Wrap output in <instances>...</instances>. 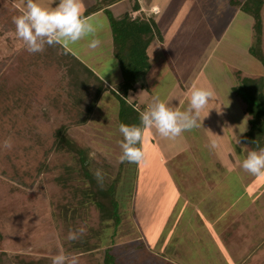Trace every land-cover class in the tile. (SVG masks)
Returning a JSON list of instances; mask_svg holds the SVG:
<instances>
[{"label": "rangeland", "instance_id": "obj_1", "mask_svg": "<svg viewBox=\"0 0 264 264\" xmlns=\"http://www.w3.org/2000/svg\"><path fill=\"white\" fill-rule=\"evenodd\" d=\"M244 1L154 0L145 9L157 14L161 42L148 53V91L138 85L126 99L129 106L135 104L142 115L159 97L183 111L194 90L212 95L200 112V126L174 140L146 130L137 145L146 163L126 165L119 162L120 99L104 94L88 123L79 126L81 107L69 78L48 59V48L38 54L26 50L13 23L19 15L0 3V253L11 264H52L60 254L79 264H104L106 249L120 264H264V176L241 166L251 152L240 140L249 125L233 92L243 78L264 77L263 64L249 53L256 37L253 20L240 10ZM260 16L264 56V4ZM100 49L101 55L98 47L90 49L88 54L98 56L90 69L112 62L121 76L128 70V58L123 63L116 56L115 65L106 48ZM115 51L123 56L119 45ZM62 127L105 184L118 180L120 224L113 231L111 223L100 224L94 208L72 226L56 212L86 185L78 174L66 175L64 167L78 169L71 155L50 151ZM6 141L11 148L4 147ZM81 228L83 234L68 239ZM90 229L103 233L91 241L94 249H73L91 236Z\"/></svg>", "mask_w": 264, "mask_h": 264}, {"label": "trees", "instance_id": "obj_2", "mask_svg": "<svg viewBox=\"0 0 264 264\" xmlns=\"http://www.w3.org/2000/svg\"><path fill=\"white\" fill-rule=\"evenodd\" d=\"M263 4L264 0H245L239 6L241 12L253 20L256 44L250 48L249 53L264 66V56L260 49L262 31L260 12ZM139 9L140 6L136 3L133 10L124 14L119 20L110 18L114 52H116L115 46L119 45L123 55L121 56L118 52V54L114 53L115 57H119L118 59L123 63L128 58L126 64L128 70L124 74L122 73V83L114 91L105 89L99 79L58 46L46 47L50 52L48 59L59 65L63 69L65 77L69 78V87L73 91L75 103L81 107L77 121L79 126L88 123L101 97L106 93H113L120 99L119 126L121 124L140 126L141 115L136 111V105L129 106L126 99L129 94L136 91L138 85L142 90L148 91L145 85V79L150 70L148 50L156 40L160 41L161 35L152 16L148 18L144 15L133 17V14ZM233 92L244 104V114L248 117L249 129L241 136L240 140L251 151L259 152L264 149V77L262 79L243 78ZM89 95H92L90 99ZM83 104H87L88 107L84 108ZM67 131V127H62L56 132L50 151L71 155L75 164L78 165V169L73 171L72 168L64 167V171L67 176H70L72 172L78 174V177L83 179L86 185L82 188L77 187L72 195L73 202L58 205L56 212L63 223L72 226L85 218V215L94 208L98 213L100 224L107 226L111 223L113 231L120 224L117 202L118 180L109 184H105L103 177L98 180L95 171L90 169L91 163L88 156L69 138ZM126 164L129 163H123V165ZM59 183L62 187L66 185V181L62 178L59 179ZM89 232L91 236L81 238L79 242L74 243L73 249H81L86 252L94 249L95 246L93 247L91 241L99 239L103 233L101 230L98 232L94 229H90ZM103 262L104 264H120L111 249L105 250ZM0 264H11L3 253H0Z\"/></svg>", "mask_w": 264, "mask_h": 264}, {"label": "clouds", "instance_id": "obj_3", "mask_svg": "<svg viewBox=\"0 0 264 264\" xmlns=\"http://www.w3.org/2000/svg\"><path fill=\"white\" fill-rule=\"evenodd\" d=\"M56 3L57 6L49 10L41 7L37 0H25V11L13 18L16 35L23 41L26 50L30 54H38L44 52L46 47H68L86 39L87 47L96 49L101 43L95 36L96 26L83 15L80 0H57ZM211 95L207 90H194L188 108L183 111L174 110L159 97H155L151 106L142 113L140 126H119L118 130L123 137L119 162L146 163L145 153L137 145L142 144L148 129L154 128L161 137L174 140L184 132L200 126V112L209 103ZM11 146L7 141L4 144L6 148ZM241 166L252 175L264 176V149L249 152ZM95 176L98 180L102 179L101 171L97 170ZM83 232V228L69 232L68 239L75 240ZM52 264H79V261L76 257L69 258L60 254L52 258Z\"/></svg>", "mask_w": 264, "mask_h": 264}, {"label": "crops", "instance_id": "obj_4", "mask_svg": "<svg viewBox=\"0 0 264 264\" xmlns=\"http://www.w3.org/2000/svg\"><path fill=\"white\" fill-rule=\"evenodd\" d=\"M151 1L154 2V0ZM151 1L149 0L146 4L144 3V0H80L83 9V15L87 18H90L96 26L95 36L101 42L98 46V54L100 53L99 55H101V52H103L100 47H104L106 48V51L108 53L107 59H111L113 60V62H116L114 54L113 34L110 26V18H113L114 20H119L124 14L130 13L136 3H138L140 9L133 14V17L144 15L147 18L151 16L154 18L157 14H153L145 10L146 8L148 9L151 6ZM37 2L40 4L41 7L49 10L57 6V0H37ZM0 3H2V6H9L10 9L14 11V14L17 15H21L23 11H25V0H0ZM157 12H159L158 6ZM153 44L156 45V41ZM76 45L77 46L71 45L68 47H64L62 45L56 46H58L62 51L72 56L80 64H82L83 67L89 70L97 79H99L103 83V87L105 89L114 91L116 87H118L122 83V76L118 66H114V64L109 60V62H111L110 67H102L100 69L98 68L96 70L97 72H95L89 68V65H96L98 62V56L93 57V55L88 54L93 51L90 50V48H87V45ZM84 47H86L87 49H84ZM95 51L96 49H94V52ZM149 51L150 48L148 50V53ZM85 55H88V57H86ZM116 64L117 62L115 63V65Z\"/></svg>", "mask_w": 264, "mask_h": 264}]
</instances>
